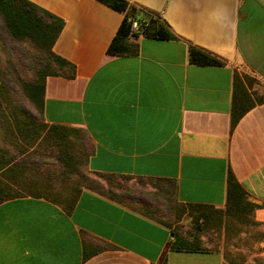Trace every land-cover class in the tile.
I'll return each instance as SVG.
<instances>
[{"label": "crops", "instance_id": "obj_1", "mask_svg": "<svg viewBox=\"0 0 264 264\" xmlns=\"http://www.w3.org/2000/svg\"><path fill=\"white\" fill-rule=\"evenodd\" d=\"M64 20L44 118L83 128L90 170L174 183L177 200L224 208L230 177L264 223V0H128L174 37L133 30L100 0H29ZM194 46L221 60L193 61ZM168 226L94 190L74 207L24 195L0 204V264H225L222 251L173 248Z\"/></svg>", "mask_w": 264, "mask_h": 264}, {"label": "rangeland", "instance_id": "obj_2", "mask_svg": "<svg viewBox=\"0 0 264 264\" xmlns=\"http://www.w3.org/2000/svg\"><path fill=\"white\" fill-rule=\"evenodd\" d=\"M48 62L44 51L29 39H0V66L11 80H17L19 75L29 81L33 80L37 70H46L50 66ZM52 67L57 68L55 63ZM15 89L14 103L3 105L5 116L0 120V151L4 154L9 150L10 154H17V157L23 159L27 158V152H33L43 160L40 169L49 174L48 177L44 175V179L50 178L52 187L41 195L51 199L55 196L62 200L69 199V194L82 187L83 179L88 178L106 193H110V198L130 207L138 208L140 204L134 203V200L130 202L127 200L128 196L144 203L152 202L155 195L160 196V204L154 200L153 206L161 207L159 217L169 222L171 228L181 236L192 239L193 235H197L202 247L222 251L226 263L264 264V223L255 218V210L247 209L244 213L234 210L229 213L227 205L224 208L189 205L177 200L175 189L168 181L104 175L91 171L88 165L91 143L87 131L72 126L64 130L52 126L42 119L38 109L24 95L18 83ZM19 107L28 111L35 121L37 131L34 140L28 145L18 133ZM15 110L17 115L12 114ZM23 119L27 124V115ZM83 187L86 188L85 185ZM22 193L37 195L31 191Z\"/></svg>", "mask_w": 264, "mask_h": 264}, {"label": "trees", "instance_id": "obj_3", "mask_svg": "<svg viewBox=\"0 0 264 264\" xmlns=\"http://www.w3.org/2000/svg\"><path fill=\"white\" fill-rule=\"evenodd\" d=\"M100 1L106 3L107 5L118 11L128 12L127 17L121 25L116 38L111 43L109 52L112 54H117L134 51L127 45L126 38L131 33H135V31L132 29V19L136 18L135 7L132 6L128 0ZM139 20L143 21L141 31L146 35L162 39L174 37V34L169 30L167 25L162 22L157 16H151L149 20ZM63 26L64 20L62 18L37 6L29 0H0V39L17 41L29 39L32 43L35 44L36 47L44 51L48 58V63H50V66L47 67L46 70H42V68H40V70H37L36 78L30 81L25 79L21 75L18 76L17 80H11L9 79V77H7L4 70H2L0 66V120L5 116L3 105L14 103L13 92L17 91L15 89V85L16 83H18L21 91L24 92V95L28 97V100L33 105H35L42 119L45 121L43 111L47 77L49 75L59 73L68 65L73 67V65L69 64V62H67L64 58L57 55L53 50L54 44L57 41L63 29ZM191 54L193 61H196L198 63L216 64L221 62V60L207 54L206 52L194 46L191 47ZM54 63L57 66L56 69L52 67ZM12 114L17 115L16 110L13 111ZM26 115L27 124L24 121L25 119H23V117L26 118ZM17 120H19L20 122L18 133L25 139L28 145L29 142L34 140V134L35 131H37L34 126V118L29 115L28 111L19 107ZM52 126L63 130L69 127L67 125L61 124H52ZM64 135L65 134L63 133V136ZM90 153L91 151H89V156ZM37 157L38 156L34 155L33 152H27L26 160L17 157V154H10L9 150L4 154H1L0 151V204L8 199L24 196L22 195V191H31L34 194H37L34 196H43L41 194L44 191H48L51 189L52 186L50 178H48V180L44 179V175H47L48 177L49 174H46V170L40 169V165L43 160ZM28 164L31 166H29ZM96 173L104 174L99 172ZM156 180L160 181L164 179ZM229 180V198L226 204L229 207L228 212L231 213L232 211L237 210L238 212L244 213V210L247 209L254 211L258 207V205L249 200L247 192L235 181L233 177H230ZM82 183V187L74 189L73 192L69 194V199L62 200V198H58V196H55L54 199L46 196L43 197L49 198L61 204L67 209H72L80 193L84 189L83 185H85L86 188L94 190L110 198V193H106L105 190L99 187V185L90 181L88 178H85V180L83 179ZM170 185L175 189L174 183L170 182ZM153 198L158 203L162 200L160 196L158 197L156 195L153 196ZM111 199L118 201L113 197ZM127 200H129L130 202H133L132 200H134V203L140 204V207L137 208L133 206V209L171 228V224L169 222L159 217L161 207L153 206L154 200H152V202L150 203H144L137 199L135 200L130 196L127 197ZM189 205L216 208L214 206L204 204ZM171 231L175 234L174 242L172 244L173 248L186 250L206 249L202 247L197 235H193L192 239H188L181 236L172 228ZM225 264L229 263L225 262Z\"/></svg>", "mask_w": 264, "mask_h": 264}, {"label": "built area", "instance_id": "obj_4", "mask_svg": "<svg viewBox=\"0 0 264 264\" xmlns=\"http://www.w3.org/2000/svg\"><path fill=\"white\" fill-rule=\"evenodd\" d=\"M142 26H143V21H141L137 18L132 19V28L134 30H141Z\"/></svg>", "mask_w": 264, "mask_h": 264}, {"label": "water", "instance_id": "obj_5", "mask_svg": "<svg viewBox=\"0 0 264 264\" xmlns=\"http://www.w3.org/2000/svg\"><path fill=\"white\" fill-rule=\"evenodd\" d=\"M175 234L174 233H172V236H174Z\"/></svg>", "mask_w": 264, "mask_h": 264}]
</instances>
